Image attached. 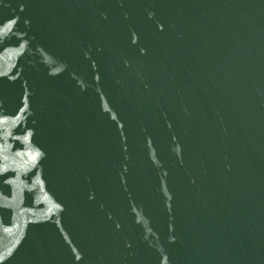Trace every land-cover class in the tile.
Returning <instances> with one entry per match:
<instances>
[{
    "label": "water",
    "instance_id": "water-1",
    "mask_svg": "<svg viewBox=\"0 0 264 264\" xmlns=\"http://www.w3.org/2000/svg\"><path fill=\"white\" fill-rule=\"evenodd\" d=\"M0 264H264V0H0Z\"/></svg>",
    "mask_w": 264,
    "mask_h": 264
}]
</instances>
